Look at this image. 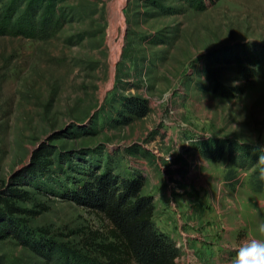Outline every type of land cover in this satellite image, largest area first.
Wrapping results in <instances>:
<instances>
[{
  "label": "rangeland",
  "instance_id": "rangeland-1",
  "mask_svg": "<svg viewBox=\"0 0 264 264\" xmlns=\"http://www.w3.org/2000/svg\"><path fill=\"white\" fill-rule=\"evenodd\" d=\"M15 1L19 25L39 5L40 23L35 36L0 35V184L47 146L50 164L20 187L30 196L19 205L34 213L16 216L40 229L41 246L79 249L84 233L105 232L96 211L64 192L83 169L107 161L143 173L153 220L176 242L179 264H231L239 244L264 239V189L250 184L260 161L232 166L237 180L225 181L226 161L203 156L221 141L264 152L260 65L245 63L252 70L244 77L229 60L242 53L237 45L264 46V0ZM205 70L243 92H214ZM126 95L146 98L149 112L123 124L117 109ZM55 262L0 237V264Z\"/></svg>",
  "mask_w": 264,
  "mask_h": 264
},
{
  "label": "trees",
  "instance_id": "trees-1",
  "mask_svg": "<svg viewBox=\"0 0 264 264\" xmlns=\"http://www.w3.org/2000/svg\"><path fill=\"white\" fill-rule=\"evenodd\" d=\"M15 2L10 0L0 9V35L14 32L35 36L34 29L40 23L37 15L41 5L31 12L29 22L23 27L22 24L19 25L18 19H14L18 10ZM239 48L242 50L241 54L229 57V60L237 65L238 72L247 77L250 74L246 71L260 65L254 75L264 80V46L248 43L237 45L233 49ZM245 63L252 67L245 66ZM204 72L212 90L221 96L235 97L243 92V87L227 86L207 70ZM118 104L119 123H127L131 118L142 117L149 112L148 100L139 95L121 96ZM260 154L264 152L230 141L217 143L215 150L207 148L203 151L206 159L226 161L225 181L235 178L237 180L238 172L232 166L248 169L259 161ZM111 163L118 167V162ZM261 163L264 162L260 161ZM49 164L47 146L42 143L40 148L32 152L27 167L23 166L20 172L12 174L7 183L1 182L0 237L13 236L21 244L48 256L50 260H55V264H179L177 258L180 249L176 242L160 230L153 220L154 200L150 193L143 190V173L129 164L127 169L112 168L108 161L105 166L96 163L94 167L83 169L81 182L64 192V197L96 211L106 225L105 232L95 229L84 233L79 241V249L54 241L44 243L46 248L41 246L40 229L32 230L27 226L26 220L16 216L32 215V210L19 205V202L29 200L30 196L28 191L20 187L29 184L28 175L42 172ZM250 184L255 191L264 189V180L258 179L255 172L250 177Z\"/></svg>",
  "mask_w": 264,
  "mask_h": 264
},
{
  "label": "clouds",
  "instance_id": "clouds-1",
  "mask_svg": "<svg viewBox=\"0 0 264 264\" xmlns=\"http://www.w3.org/2000/svg\"><path fill=\"white\" fill-rule=\"evenodd\" d=\"M259 161L264 162V154H260ZM258 179L264 180V163L254 169ZM259 230L264 232V218L259 222ZM236 257L231 264H264V239L250 238L239 244L236 249Z\"/></svg>",
  "mask_w": 264,
  "mask_h": 264
},
{
  "label": "water",
  "instance_id": "water-1",
  "mask_svg": "<svg viewBox=\"0 0 264 264\" xmlns=\"http://www.w3.org/2000/svg\"><path fill=\"white\" fill-rule=\"evenodd\" d=\"M22 167H23V166H22ZM22 167H21V168H22ZM17 170H19V169H17ZM17 170H16V171H14V173H15V172H17ZM14 173H13V174H14Z\"/></svg>",
  "mask_w": 264,
  "mask_h": 264
}]
</instances>
